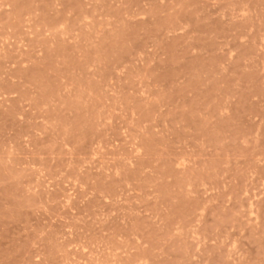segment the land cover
<instances>
[{"label": "rangeland", "instance_id": "rangeland-1", "mask_svg": "<svg viewBox=\"0 0 264 264\" xmlns=\"http://www.w3.org/2000/svg\"><path fill=\"white\" fill-rule=\"evenodd\" d=\"M0 264H264V0H0Z\"/></svg>", "mask_w": 264, "mask_h": 264}]
</instances>
